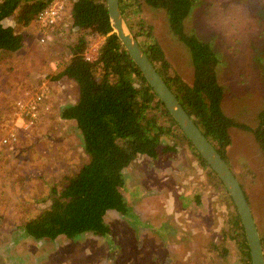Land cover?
Returning a JSON list of instances; mask_svg holds the SVG:
<instances>
[{
	"label": "rangeland",
	"instance_id": "374dc122",
	"mask_svg": "<svg viewBox=\"0 0 264 264\" xmlns=\"http://www.w3.org/2000/svg\"><path fill=\"white\" fill-rule=\"evenodd\" d=\"M63 2L62 20L49 27L36 20L38 12L24 27L16 22L15 14L3 20L22 33L23 43L0 55V171L13 182L8 189L11 200L4 207L0 203L4 218L0 221V264H245L239 245L242 234H226L233 207L230 197L225 190V196L215 197L213 190L222 185L216 179L211 183L205 172L202 178L193 165L184 169V162L191 160L183 156V150L196 160L194 166L199 165L187 144L161 152L154 161L137 155L125 167L124 193L136 213L130 218L110 212L113 233L109 240L89 234L35 239L11 226L14 219L35 210V201L46 205L49 198L42 196L48 183L57 182L87 159L74 121L59 116V107L75 99V84L65 76L51 78L68 58V46L76 35L70 18L64 21L68 2ZM141 16L151 24L172 68L191 81L189 47L170 30L165 9L143 3ZM184 23L187 32L208 41L219 57L216 72L224 90V112L254 126L264 104V0H195ZM95 34L86 38L102 44L105 36ZM42 87L45 95L40 109L34 117L25 114L19 102L42 92ZM230 131L232 142L225 160L263 233L264 157L250 130L233 126ZM157 164L163 172L159 180L162 175L169 178L159 182L167 184L166 189L156 184ZM176 167L182 171H169ZM207 183L212 191H206ZM133 187L138 189L134 196ZM15 201L24 202V207L17 208Z\"/></svg>",
	"mask_w": 264,
	"mask_h": 264
},
{
	"label": "trees",
	"instance_id": "16d2710c",
	"mask_svg": "<svg viewBox=\"0 0 264 264\" xmlns=\"http://www.w3.org/2000/svg\"><path fill=\"white\" fill-rule=\"evenodd\" d=\"M50 1L0 0V55L17 50L23 43L22 33L16 31L13 24L5 25L3 20L15 14L16 22L24 27ZM67 2L64 21L70 18L76 35L68 46V58L51 78L65 76L75 84L76 100L62 105L59 116L74 121L87 159L76 169L63 173L57 182L48 183L46 194L42 196L43 200L49 198L46 205H38L39 200L35 201V210L28 211L18 221L14 219L11 226L35 239H55L59 236L68 239L89 234L100 240H109L113 233L108 219L110 212L130 218L136 213L124 193V188H127L125 167L137 155L154 161L161 152L176 150L181 144H187L198 162L214 175L222 185L221 193L223 190L227 192L113 31L106 0ZM194 2L119 0V6L150 61L223 158L232 142L230 130L233 126L250 130L264 157V104L258 111L254 126L224 112V90L216 72L219 57L208 41L185 30L184 22ZM143 3L165 9L170 30L189 47L193 69L191 81L185 80L170 65L151 24L141 16ZM90 33L105 36L94 59H87L84 55L88 42L86 37ZM8 176H2L0 171V203L3 207L11 200L8 189L13 187V182L7 179ZM167 186L165 184L162 189ZM137 193L138 189L133 187L131 194L134 196ZM226 194L230 197L228 192ZM229 199L233 207L226 234L233 236L234 231L242 234L238 243L244 253V263L252 264L240 217L231 197ZM23 204L14 202L19 209L24 207ZM0 221H4L2 211ZM260 234L264 249V232Z\"/></svg>",
	"mask_w": 264,
	"mask_h": 264
},
{
	"label": "water",
	"instance_id": "95a60500",
	"mask_svg": "<svg viewBox=\"0 0 264 264\" xmlns=\"http://www.w3.org/2000/svg\"><path fill=\"white\" fill-rule=\"evenodd\" d=\"M106 7L113 31H115L135 64L140 68L147 82L182 131L187 135L197 152L204 158L225 186L240 217L249 248L251 263L264 264V249L261 243V234L239 179L227 161L197 126L193 118L150 61L133 31L127 25V21L121 13L119 0H106Z\"/></svg>",
	"mask_w": 264,
	"mask_h": 264
},
{
	"label": "built area",
	"instance_id": "2783aa9c",
	"mask_svg": "<svg viewBox=\"0 0 264 264\" xmlns=\"http://www.w3.org/2000/svg\"><path fill=\"white\" fill-rule=\"evenodd\" d=\"M64 7L63 0H51L46 6H44L38 13L36 20L42 24V26H51L55 24L61 17L62 9ZM97 35V33L95 34ZM88 40V38H87ZM89 44L86 46L84 55L87 59H94L98 54V49L101 45L96 42L89 40L87 42ZM45 95V89L42 87V92H36L29 100L26 102H19V105L23 107V112L28 114L29 116L34 117L37 113V110L40 109L41 102L43 101V97ZM24 103V104H22ZM8 138V137H7ZM5 138L4 140H6Z\"/></svg>",
	"mask_w": 264,
	"mask_h": 264
},
{
	"label": "crops",
	"instance_id": "0c3cea01",
	"mask_svg": "<svg viewBox=\"0 0 264 264\" xmlns=\"http://www.w3.org/2000/svg\"><path fill=\"white\" fill-rule=\"evenodd\" d=\"M76 100V97H75V99L74 100H72V101H70L71 103L72 102H74ZM69 102V103H70ZM60 108H61V106L59 107V110H60ZM58 110V111H59ZM182 154H183V156L184 157H186V158H188L189 160H191L189 163H185L184 162V164H185V166H184V169H186L187 170V168H186V165H193L192 167L194 168H196L197 170H198V172H202L201 173V175H200V177H204L205 176V174L207 175V177L210 179H212V181H211V183L212 182H214L215 181V177H214V175H212L211 174V172L209 171V169L207 168V167H205V166H203V165H201L200 163H199V165L197 164V165H195L194 166V164L195 163H197L196 162V160H194V159H192L191 158V156H190V154L186 151V150H183V152H182ZM196 158V157H195ZM162 164V163H161ZM192 169V168H191ZM155 174L157 175V182H156V184L160 187V188H162L164 185H161L160 186V184H159V182L160 181H162V180H165L166 181V178L167 179H169L168 178V176H166V175H162L161 176V180H159L160 178L158 177V176H160V174H162L163 172L160 170V165L158 166V164L155 166ZM169 171H171V172H175L176 173V171L177 172H181L182 171V167L181 168H179V167H176V168H169ZM204 172H205V174H204ZM210 179V180H211ZM164 184V183H163ZM213 185V184H212ZM214 186H216V187H214ZM219 185H218V183H215V185H213V187L214 188H217ZM207 188L208 189H206V191H212L211 189H212V187L210 186V183H207ZM213 191H215V194H214V196L215 197H222L220 194H221V191H220V189H218V191L217 190H213ZM223 193V192H222ZM211 194V192L209 193V195ZM206 200V196H204V201Z\"/></svg>",
	"mask_w": 264,
	"mask_h": 264
}]
</instances>
